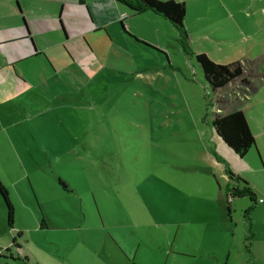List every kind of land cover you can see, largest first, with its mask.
<instances>
[{
    "label": "rangeland",
    "instance_id": "rangeland-1",
    "mask_svg": "<svg viewBox=\"0 0 264 264\" xmlns=\"http://www.w3.org/2000/svg\"><path fill=\"white\" fill-rule=\"evenodd\" d=\"M184 1L187 37L164 18L143 13L133 19L135 30L121 33L119 23L112 37L105 34V56L82 68L76 91L69 86L71 74L59 67L39 86L40 92L25 98L27 107L17 106V124L5 121L9 115L0 111V151L10 159L7 166L0 163V178L14 206L11 228L0 199L5 246H12L18 224L34 226V220H25L29 211L39 223L45 218L49 227L30 233L31 246L45 240L59 255L77 241L58 226H83L96 228L112 243L115 262H121L126 241L131 246L141 242V261L164 262L171 246L190 251L189 259H208L203 247L198 253L185 245L195 231L185 223L191 216L197 221L198 239L192 243L219 240L206 223L219 213L215 195L229 186L226 169L233 163L227 156L250 166L264 164V0ZM125 25L127 29L128 20ZM198 53L217 64L239 62L250 84L235 80L214 92ZM235 108L245 112L256 140L243 158L212 130L217 112ZM259 171L261 175L245 176L264 186V168ZM19 176L22 180L14 181ZM243 213H234V222H240L231 242L234 255L239 239L246 251ZM95 243L101 245V239ZM225 253L227 260L228 249ZM74 256L78 258V249ZM95 259L98 264L109 262L102 253ZM249 259L244 254L241 264Z\"/></svg>",
    "mask_w": 264,
    "mask_h": 264
},
{
    "label": "crops",
    "instance_id": "crops-1",
    "mask_svg": "<svg viewBox=\"0 0 264 264\" xmlns=\"http://www.w3.org/2000/svg\"><path fill=\"white\" fill-rule=\"evenodd\" d=\"M146 12L151 11L143 13ZM124 13L128 14V17L124 19V24L128 20L126 31L135 30V20L133 19L143 13L133 15L118 0H0V111L9 115V117L5 116V121L11 125L17 124L13 115L17 106L23 103V107H27L29 103L25 98L34 92H40L39 86L44 84L46 77L57 73L59 67L71 74L70 81L73 83L69 86L71 85L70 88L76 91L78 73H81L82 68L89 64L95 66L101 62L102 57L106 54V47L109 45L106 35L112 37L111 31L119 23L122 26ZM123 31L125 30L120 32L123 33ZM13 72L17 73L26 83L18 81V77ZM74 98H76L75 95ZM8 127L3 126L2 129H9ZM5 138L10 141L11 137L7 134ZM217 138L219 137L217 136ZM219 140L222 141L220 138ZM235 156L242 158L236 154ZM227 158L233 163L230 166L232 172L246 181L245 183L238 182L237 186L239 188L250 187L256 194V201L253 203L249 196H242L228 204V189L223 191L221 187L218 194L215 195V200L219 203L215 207L219 213L208 219L206 223L208 228L214 231L217 239L219 237V240L207 238V242L202 244L192 243L193 240L198 239V230L195 227L197 221L193 220L190 215V221L185 224L195 231L190 234L189 241L185 245L198 253L201 251L198 247H203L202 252L204 251L207 260L189 259V256L193 257L190 251L173 250L172 246L171 250L165 252L167 259L164 262L150 259L137 260L141 254V242L139 241L134 246L129 245L124 231L121 234L122 240L126 241V246L121 245L123 258L121 262H115L111 256L114 248L112 243L109 245L107 238L99 234L96 228H84L83 226L78 228L58 226L61 231L66 232L68 236H73L77 241L75 247L71 250L65 248L63 254L59 255L56 250L46 245L45 240H39L41 245L31 246L30 233H33L32 231L46 232L49 231V227L47 224L39 223V219L33 212L30 214L27 211L25 220L28 221L31 218L32 221L34 220V226L30 228L18 224L15 227L17 233L22 232L23 234L18 240L19 248L12 249L14 246H5V243L0 239L2 249L9 247L13 256V258L0 257V264H98L95 257L100 253L109 259L108 264H223L224 262L225 264H239L240 261L241 264L242 260L240 259L244 258V254L248 252L241 245L242 239H239L238 249L235 255L233 254L231 242L236 237L235 228L240 224V222H234L235 212L238 214L244 212V220H242L244 237L242 233L241 238H245V247L248 243L251 245L248 262L249 264H258L261 259H264L261 254L264 252V186L261 181L255 182L248 179L245 173H260L259 170H263L264 164L262 163V168L261 166H250L249 163L241 160L236 161L230 156ZM0 163L3 166L10 163L6 153L1 151ZM22 178L19 176L14 181L20 182ZM228 205H230V211H228ZM251 206L253 208L247 213ZM2 214L3 211L0 207V219ZM233 222L236 223L235 227ZM2 231L0 228V233ZM230 233L232 234L230 235ZM204 236L206 237V235L203 234V239H205ZM97 237L101 239V245L95 243ZM250 237L251 239L248 240ZM226 241L229 242L228 245ZM104 245H106L105 248H103ZM77 249L78 258L74 256ZM227 249L229 256L225 260L223 257ZM179 256H185L188 259H179ZM246 258L248 259V257ZM102 264L106 263L102 262Z\"/></svg>",
    "mask_w": 264,
    "mask_h": 264
},
{
    "label": "trees",
    "instance_id": "trees-1",
    "mask_svg": "<svg viewBox=\"0 0 264 264\" xmlns=\"http://www.w3.org/2000/svg\"><path fill=\"white\" fill-rule=\"evenodd\" d=\"M82 1V0H81ZM124 4L133 15L141 14L145 11H151L156 15L163 17L172 24L180 33V36L187 37L184 27V21L187 14V5L185 1L178 0H118ZM128 17V16H127ZM125 19V18H124ZM122 20V28L126 30V25ZM196 59L200 64L205 80L212 87L214 92H220L235 80L250 84V81L243 75L241 64L239 62L231 65L217 64L212 61L205 53L196 54ZM219 109V108H218ZM212 130L237 156L245 157L256 145L255 137L246 118L245 112L240 108L232 109L228 112H217L212 120ZM227 172L230 176H234L237 181L245 183L246 181L240 176L235 175L231 168L227 167ZM60 184L66 186L62 179H59ZM228 204L235 198L249 196L251 201L255 203L256 194L248 186L236 188L235 190L228 189ZM232 196V200L229 197ZM0 198L6 204L8 212V225L13 228L14 224V206L11 202L10 192L0 178ZM253 208L247 210V213ZM230 211V205H228ZM42 225H46L45 218L42 220ZM22 232L16 233L13 239L12 246L19 248L18 238L22 237ZM251 237L248 239L250 240ZM248 254H251V245H246ZM0 257L13 258L9 247L5 249V253Z\"/></svg>",
    "mask_w": 264,
    "mask_h": 264
},
{
    "label": "flooded vegetation",
    "instance_id": "flooded-vegetation-1",
    "mask_svg": "<svg viewBox=\"0 0 264 264\" xmlns=\"http://www.w3.org/2000/svg\"><path fill=\"white\" fill-rule=\"evenodd\" d=\"M233 82H234V81H233ZM233 82H232V83H233ZM241 85H243V86H248L249 84L244 83V82H241ZM237 88L240 89V86L238 85ZM238 91L240 92V90H238ZM245 91H246V89H245ZM236 92H237V91H235L234 94L238 95V93H236ZM228 175H229V186H227V189L235 190L236 188H239V187L237 186L239 181H237L236 178H235L234 176H230L229 173H228Z\"/></svg>",
    "mask_w": 264,
    "mask_h": 264
},
{
    "label": "built area",
    "instance_id": "built-area-1",
    "mask_svg": "<svg viewBox=\"0 0 264 264\" xmlns=\"http://www.w3.org/2000/svg\"><path fill=\"white\" fill-rule=\"evenodd\" d=\"M128 14L124 13L122 15V19L127 18ZM230 200H232V196L229 197ZM3 253H5V249H2V247L0 246V255H2ZM20 253L22 254V251H20Z\"/></svg>",
    "mask_w": 264,
    "mask_h": 264
}]
</instances>
